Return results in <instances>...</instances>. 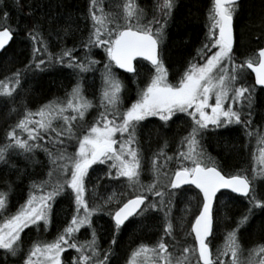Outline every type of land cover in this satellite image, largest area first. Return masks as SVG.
<instances>
[{
  "label": "snow or ice",
  "instance_id": "6c2138e0",
  "mask_svg": "<svg viewBox=\"0 0 264 264\" xmlns=\"http://www.w3.org/2000/svg\"><path fill=\"white\" fill-rule=\"evenodd\" d=\"M14 7L22 9L21 0H14ZM156 8L158 13L153 11L149 18L138 0H122L118 10L113 11L106 10L104 0H89L86 11L81 13L87 35L79 26H65L60 30L63 35L58 31L57 38L61 43L71 38L73 46H64L53 54L41 34L43 22L37 18L31 26H14L11 12L0 0V50L6 51L14 34L21 30L32 41L29 63L0 79V101L14 102L27 72L43 73L60 67L71 70L76 78L64 99L50 100L35 111L25 108L23 118L5 132L0 164L9 165L11 154L18 153L43 167V162L35 159L39 150L46 154L51 167L48 179H30L27 197L15 211H11L15 182L6 180V190L0 189V264H112L121 230L133 220L155 212L164 218L161 237L155 244L140 243L131 252L128 264H264V243L245 250L239 236L240 229L249 226L255 210L264 213V198L255 194L258 185L264 183V146L259 148L258 156L253 153L250 169L229 172L207 155L202 144L208 135L240 126L247 137L255 135L257 144L264 145V131L253 127L257 88L264 92V47L240 59L234 28L239 0H212L204 39L196 48L195 57L173 82L165 62L164 42L176 0H162ZM34 13L29 4L27 15ZM44 15L49 24L55 19L54 15ZM78 48L84 50L83 57ZM94 49L103 50L102 69L97 68L101 60L94 58ZM144 62L151 66L149 78L143 87L137 86L135 99L125 106L124 84L114 66L136 77ZM249 70L255 74L253 83L245 79ZM95 71L101 72L102 110L87 123L85 117L93 104L84 95L83 74ZM152 117L162 122L161 128L183 119L186 134L173 155L165 151L166 140L153 153L154 178L144 185L140 180L143 149L137 133ZM55 121L62 123L56 125ZM240 147L242 150L244 145ZM173 162L174 166L169 167ZM94 165L105 166L103 175L124 182L132 194L112 192L100 196L96 185L89 190ZM11 169L18 179L30 176L14 164ZM187 192H194L199 202L181 245L174 236L172 202ZM231 193L246 197L249 207L235 221V227L227 231L223 247L213 249L211 238L219 201ZM58 198L69 201L70 219L66 216L53 239L26 241L27 232L49 231ZM98 214L110 218L111 239L106 248L100 243L103 226L96 223L102 218ZM261 228L264 229V222ZM81 229L90 230L91 238L79 240ZM165 237L171 240L166 241ZM69 249L75 250V255L65 257L63 254ZM176 251L178 256L174 255ZM245 251L247 257L242 260Z\"/></svg>",
  "mask_w": 264,
  "mask_h": 264
},
{
  "label": "trees",
  "instance_id": "16d2710c",
  "mask_svg": "<svg viewBox=\"0 0 264 264\" xmlns=\"http://www.w3.org/2000/svg\"><path fill=\"white\" fill-rule=\"evenodd\" d=\"M247 1L248 0H241L240 8L234 21V28L236 30V47L238 49L237 56L240 59H246L264 44V0H255L258 2V10L256 12H251L248 9L249 5L246 6ZM88 2L89 0H21L23 8L16 9L14 7V0H4L5 7L11 12V23L14 26L17 23H19L22 28L24 25L31 26L33 20L37 18L43 22L41 34L48 40L49 51L53 54L58 53L64 46H73L71 38H66L63 43L57 38V32L62 30L65 26L69 24L73 28L79 26L83 31V34L85 36L87 35V31L84 30L85 21H83L81 13L86 11ZM121 2L122 0H104L106 10L109 11L118 10L117 5ZM138 2L148 14L150 12L149 18H151V11L153 9L152 5L156 7L159 3H162V0H154L153 2L152 0H138ZM29 4L35 9L33 16L27 15L29 12ZM208 4L209 0H177L176 8L171 17V26H169L167 31L166 45V50L168 52V55L166 52V63L173 72H177L198 47L200 39L204 33V21L206 20V16H208ZM44 13H47L48 16L54 15L55 19L49 24L48 17L45 16ZM50 28L51 34H49ZM60 35H63L62 31H60ZM77 35H79V33ZM77 51L78 54L83 57L84 50L78 48ZM93 52L94 58L101 60V64L97 65V68L102 69L105 60L103 50L94 49ZM31 59L32 41L26 37L25 31L21 30L14 34L13 40L6 47V51L3 50L0 53V79L10 75L11 72L16 69H23ZM100 77V71L83 74L85 88L84 95L87 96L88 100L92 101V109L96 113L102 110L99 108L101 90L100 92L96 91L97 88L103 87ZM75 81L76 78L71 74V70H65L60 67L53 68L43 73H25L22 77V84L18 87V94L15 96L14 102L4 103L0 101V145L6 142L5 132L9 127L19 119L23 118L25 108L35 111L40 105L50 100L57 98L64 99L66 92L70 91L71 86ZM130 93L131 90L128 89L126 94ZM262 94L263 92L259 90L255 101V110L257 108V113L255 111L254 116L255 119L258 116L264 118V107H261L264 105H260L258 102L260 100L264 101V96H262ZM61 123L62 121H59L57 125ZM253 127L256 128V124H254ZM156 132V129L150 130L148 135L150 137L151 135L155 137ZM149 136L147 137L148 139ZM163 138L168 141L166 135H164ZM210 138L212 139L211 145L210 143L206 144L203 150L207 155L221 162L227 171L235 172L240 169L251 168L252 165L249 163V149L251 146H249V142L251 139L255 142V135L249 138L244 134L243 129L240 126H237L232 127L228 132H221L218 136L216 134L208 135L206 136L205 141L208 142ZM170 140L173 142V135L169 138V141ZM241 144L244 145L242 150L240 147ZM71 150L73 149L70 148L69 151ZM41 153L45 154L42 151ZM35 159L39 162H43L44 166L42 167L40 163H32L30 160L26 159L24 155L18 153L11 154L9 165L0 164V189L6 190V180L10 182L14 181L12 198H19L18 200H15L16 204L21 203L26 199L30 179H48L47 172L51 165L48 164L46 154L45 157L41 158L36 153ZM12 164L22 169L25 173L30 174V176L18 179L16 172L11 169ZM36 166H38L37 169ZM54 180L55 176L53 177V181ZM130 194H132V192H130ZM149 195L151 198V194ZM262 196V198H264V195ZM223 198L226 199V202L222 208V215L226 218L225 221L229 220L228 222L232 226L235 224V221L245 213H242V210L245 209L246 211L249 204L247 205V200L232 195ZM64 204L65 202H62L57 206L59 210L56 209L55 213L58 222L66 212H69V207ZM254 216L257 217V220L253 221L256 223H254V227L250 230V233L254 231L258 234L260 237L258 244L264 243V229L261 228V224L264 222V213L257 209L255 210ZM241 229L244 228L242 227ZM159 230L160 228L157 229V231ZM104 231L105 228L103 226V230L100 233V243L102 247L108 244L111 239L109 233ZM144 234L145 231L141 224L135 226L130 224L125 227L122 236L117 238L112 263L119 264L117 261H121L126 254L129 256V254L140 244L136 243H144L145 240H148L149 237ZM30 237L31 232H27L25 240H29ZM185 239L186 237H180L178 238V241L182 243ZM69 254L75 255V250L70 249L67 255ZM176 255L179 254L176 253Z\"/></svg>",
  "mask_w": 264,
  "mask_h": 264
},
{
  "label": "rangeland",
  "instance_id": "374dc122",
  "mask_svg": "<svg viewBox=\"0 0 264 264\" xmlns=\"http://www.w3.org/2000/svg\"><path fill=\"white\" fill-rule=\"evenodd\" d=\"M154 0H152L153 2ZM151 2V1H150ZM177 2V0H176ZM146 4V3H144ZM177 5V3H176ZM248 9L251 11V12H256L258 10V2L255 1V0H248L247 1V5L248 6ZM152 12L153 10H155L153 5H152ZM150 13V12H149ZM165 46L167 45V40H165ZM167 52V50H166ZM167 55H168V52H167ZM189 61V59H187L185 61V66L187 64V62ZM181 68L178 69L179 72H181ZM139 72H144L143 68L140 67V71ZM142 74H145V73H142ZM140 74V75H142ZM149 75L150 74H146L144 76H146L145 78H139V83L137 85H135V92L131 95V97L129 98V100L127 99L124 100V103L127 105L131 102V100L135 99L136 97V91H137V86L139 85V87H143L144 84L147 82V79L149 78ZM102 83V81H101ZM100 90H102V88H97V92H100ZM95 91V93H96ZM257 94L258 92L256 93V99H257ZM129 95V94H126V96ZM262 96H264L262 94ZM255 99V101H256ZM260 105H264V101L263 100H260L258 101ZM261 107H264V106H261ZM263 109V108H262ZM256 113H257V108H256ZM263 111V110H261ZM264 114V113H263ZM86 117L88 118H92L93 117V114L92 112L88 111V113L86 114ZM257 117V116H256ZM257 120L261 123L263 122L264 118H261V116H258L257 117ZM263 124V123H262ZM157 127V132H156V135L155 137L153 135H151V137L148 135L149 131L150 130H154V128ZM165 128V127H164ZM262 126H258V124L256 125V130H259V131H262ZM143 129V135L145 136V138L143 139V141L141 142V147L144 148L146 151L149 150H157L159 151V148L164 146V142H165V139L163 138L164 135H166V137H168V141H167V147L165 149H169L171 150V152L167 153L168 155H172V152L176 149H178V147L180 146V143L179 144H176V145H173V147L171 148V141H169V138L171 137L172 133L173 132H177L178 129L176 128H173L171 130L170 133H163L164 132V129L163 131L161 132V130L158 128V124L157 126L154 125L153 123H150L148 126H145V127H142ZM154 134V132H153ZM162 134V135H161ZM164 134V135H163ZM138 135V134H137ZM149 136V139L147 138ZM141 135H138V138L139 140H141ZM211 139V138H210ZM207 142L205 141V139H203L202 141V144H203V149L205 148V145L206 144H209L211 145L212 143V139ZM149 140V141H148ZM180 140V139H179ZM239 140V139H238ZM156 143H155V142ZM154 142V143H153ZM247 142V141H246ZM255 142H256V139H255ZM249 142V146H251V148L249 149V163L252 165L254 163V160H253V153L255 152V155H259V148L264 146V145H258L257 142ZM153 144V145H152ZM253 145V146H252ZM248 146V145H247ZM152 148V149H150ZM257 149V150H256ZM214 150V148H213ZM251 151V152H250ZM147 154H150V153H147ZM151 160H152V157L151 156H147L145 158H143V161H142V171H141V176H140V180H141V183L144 184V185H147L149 183H151L152 179H153V172L151 170ZM174 166V162L172 164L169 165V167H172ZM38 166H36V169H37ZM56 178V177H55ZM261 184V183H260ZM260 184L258 185V188H257V191H256V195L259 197V198H262L264 195L263 192H260ZM109 190L106 191V193L108 192ZM262 196V197H260ZM13 197V194L11 195V211H15V209L19 206L20 203L16 204L15 200H18L19 198H12ZM178 201V203H174V207L173 210L175 213H172L171 216L173 217V224H174V230H176L175 232V237L178 236V238L180 237H183V235H185V231L188 229L189 227V224H190V221L193 219V216H192V213L194 211H196V207L198 205V198L195 196V194L193 192H187V193H181L179 195H177L175 197ZM174 198V199H175ZM246 203L247 205L249 204L248 203V199H246ZM225 202H226V199L225 198H220V201H219V211L217 213V216H216V222H215V227H216V231L214 233V238H211V246L213 247V249H216V248H222L223 247V243H224V238L226 236V233L228 230H231L233 227H235V224H233L231 226V224L228 222V221H225L226 218L224 217V215H222V208L224 207L225 205ZM23 203V202H21ZM59 210V209H57ZM245 212V209L242 210V213ZM226 215V214H225ZM66 216L68 219H70V215H69V212H66L64 214V216L62 218H60V220L63 222H66ZM224 220V221H223ZM257 220V217H253L249 226L247 227H243L244 229H240L239 231V236H240V239H241V244L243 246V248L245 250L251 248L252 246L258 244L259 240H260V237L258 236L257 233H255L254 231H252L250 233V230L253 229L254 227V223L256 222H253V221H256ZM158 221L161 223V226L164 225V221L161 220V219H158ZM53 228L52 229H49V231L47 233H37L35 230H33V233L31 234V237L29 239L31 240H36V239H47V240H51L54 238V236L56 235L57 233V230L59 229L58 227L60 226V224H58V220L56 218V213H55V219H54V222H53ZM96 223L97 225H102V222L100 219L96 220ZM63 226V224H61V227ZM60 227V228H61ZM145 230H149L146 228V226L143 227ZM87 234H90V230L89 232H85V233H78L77 234V238L81 241L83 240H87L85 238H91L89 237ZM82 235V236H81ZM159 235H157L156 237H153V238H150L148 240H145V242L147 244H155L158 240H159ZM185 237V236H184ZM166 241H170L171 238L169 239H166ZM27 241V240H26ZM139 243H142V242H138L136 244H139ZM27 244L25 245V248H27ZM105 246V245H104ZM131 255V254H130ZM247 257V251H245L243 253V256L241 257V259H245ZM128 259H129V256L126 254L125 257L121 260V261H117V263L119 264H128Z\"/></svg>",
  "mask_w": 264,
  "mask_h": 264
},
{
  "label": "flooded vegetation",
  "instance_id": "af4514ba",
  "mask_svg": "<svg viewBox=\"0 0 264 264\" xmlns=\"http://www.w3.org/2000/svg\"><path fill=\"white\" fill-rule=\"evenodd\" d=\"M211 5H212V0H209V4H208V7H207V13H208V11H209V8L211 7ZM157 11V10H156ZM158 13V12H157ZM171 19H170V21H169V23H168V26H167V31H168V29H169V26H171ZM208 23H209V21H208V16H206V20L204 21V33H203V35H202V38L200 39V42L204 39V35H205V32L207 31V25H208ZM235 33H236V30H235ZM236 35V34H235ZM167 40V39H166ZM200 42H199V45H198V47L200 46ZM197 47V48H198ZM257 52V50L256 51H254L253 53H256ZM252 53V54H253ZM195 55H196V49H195V51H193V53H192V56H190L191 58H188L189 60L190 59H192V57H195ZM166 62V61H165ZM166 66L168 67V69H169V77H170V79H172L173 80V82H174V79L175 78H178V75H179V71H177V72H173L170 68H169V66L167 65V63H166ZM141 67H143L144 68V72H139V76H136V77H133L132 76V74H127V73H123V72H116V75L118 76V78L120 79V80H122V82H123V84H124V90H123V96H124V100H126L127 101V99L129 100V98L131 97V95L135 92V85H137L138 83H139V78H145L146 76H144V75H146V74H150V66L147 64V63H144ZM185 67V62H184V64H183V66L181 67V69L183 70V68ZM182 70H181V72H182ZM142 73H145V74H142ZM140 74H142V75H140ZM246 79H247V82L248 83H253V78H252V75L251 74H246ZM128 89H130L131 90V93L129 94V95H127L126 96V92H127V90ZM125 106H127L126 104H125ZM89 111L91 112V111H93V109L92 108H90L89 109ZM98 114V112L97 113H95V117H96V115ZM94 119V118H93ZM93 119L92 120H89L88 118H86L85 119V121L86 122H92L93 121ZM253 120H254V124H258L259 126L262 124V123H264V120H263V122H259L258 120H257V118L255 119V117L253 118ZM59 123V121H55V124L57 125ZM150 123H153L154 125H156L157 126V124H158V128L161 130V132L163 131V129H164V132L163 133H170L171 132V130L173 129V128H176V129H178V131L177 132H173L172 133V135H173V142H171L170 144H171V148L173 147V145H176V144H179L180 143V138L182 137V136H184L185 135V133H186V124H185V122L183 121V119H181V120H177V121H175V123H171V124H169V125H167V126H165V128H161V123L162 122H160L159 121V119L158 118H156V117H152V118H148V120L146 121V122H144L143 123V126L142 127H145V126H148ZM142 127L140 128V129H138V135H141V136H143V129H142ZM233 127H235V126H233ZM154 129H157V127H155ZM217 136H218V134H216ZM204 139H206V137L204 138ZM140 142H142L141 140H140ZM153 145V144H152ZM73 150H71V151H74V148H72ZM143 149V158H145V157H147V156H153V153H155L157 150H154V151H149V150H145L144 148H142ZM177 150L178 149H176V150H174L173 152H172V155L175 153V152H177ZM165 151L167 152V153H169V152H171V150H169V149H165ZM147 153H150V154H147ZM93 169L94 170H90V177H91V180H90V182L88 183V188H89V190H91L92 188H93V185H96V190H97V192L99 193V195L100 196H106V195H108L109 193H112V192H115V193H117L118 195L119 194H121V193H123L124 195H131L129 192H128V187H126V184L124 183V182H117V181H114V180H111L110 178H108V177H106V176H104L103 175V173L106 171V167L105 166H93ZM97 180H99V183L97 184ZM107 190H109L107 193H106V191ZM62 200H64L63 202H65V204L64 205H67L68 207H69V201L67 200V199H62ZM59 201H61L60 199L58 200V202ZM97 202H100L99 200L97 201ZM178 203V201H177V199H173V202H172V207L173 206H175L174 205V203ZM90 203H91V201H90ZM172 213H175L174 212V210H173V208H172V212H171V214ZM172 217V216H171ZM54 219H55V216H54ZM155 219H161V220H163L164 221V218H163V214L162 213H160V212H155V213H148V214H145V216L143 217V218H137V219H135V220H133V222L132 223H128L127 224V226H129L130 224L131 225H138V224H141V226H146V228L147 229H149V230H145L144 228V231H145V234L144 235H147V237H151V238H153V237H156L157 235H159L158 237L160 238L161 237V235H162V233H163V226H161V228H160V230L159 231H157V229H158V227H153V225H152V223H153V220H155ZM172 219H173V217H172ZM101 220V222H102V224H103V226H104V228H105V231L104 232H106V233H109V237L111 238V233L109 232V221H110V218L107 216V215H105L104 217H102V219H100ZM63 222V220L61 221H59L58 222V224H60V226L58 227V228H60L61 227V224H63L62 223ZM54 224V223H53ZM126 226V227H127ZM53 228V225L51 226V228L50 229H52ZM27 231V230H26ZM89 232V231H88ZM123 232H124V228L121 230V232H120V234L118 235V237H120V236H122V234H123ZM175 232H176V230H174V236H176L175 235ZM33 233V231H31V234ZM89 237H91V235L90 234H87ZM183 236H185V235H183ZM178 237V236H177ZM166 239H169V237H165ZM176 238V237H175ZM108 246V244H106L105 245V248ZM113 264V263H112Z\"/></svg>",
  "mask_w": 264,
  "mask_h": 264
},
{
  "label": "bare ground",
  "instance_id": "6f19581e",
  "mask_svg": "<svg viewBox=\"0 0 264 264\" xmlns=\"http://www.w3.org/2000/svg\"><path fill=\"white\" fill-rule=\"evenodd\" d=\"M157 2V1H156ZM177 3V2H176ZM191 58V57H190ZM145 138V136L143 135L142 137H141V141H143V139ZM250 142H253L252 141V139H251V141ZM150 149H152V148H150ZM155 149H153V150H151V151H154ZM156 152H158V151H156ZM41 158H43V157H45V154H43V153H41V151H37L36 152ZM260 192H263L264 193V183H261L260 184ZM152 225L155 227H158V228H161V223L157 220V219H155V220H153V223H152ZM151 237H149V239H150ZM115 247V246H114ZM104 248H105V246H104ZM112 260H113V257H112Z\"/></svg>",
  "mask_w": 264,
  "mask_h": 264
},
{
  "label": "water",
  "instance_id": "95a60500",
  "mask_svg": "<svg viewBox=\"0 0 264 264\" xmlns=\"http://www.w3.org/2000/svg\"><path fill=\"white\" fill-rule=\"evenodd\" d=\"M241 0H239V2H240ZM10 44V43H9ZM8 46V45H7ZM6 46V47H7ZM3 50H0V53L2 52ZM118 69V68H117ZM119 71H122V72H125L124 70H121V69H118ZM249 72L252 74V76H253V79H254V73H252L250 70H249ZM126 73V72H125ZM223 191H225V192H229L230 193V190H223ZM231 194H233V195H235V196H237V197H241V198H245L244 196H241V195H239V194H235V193H231Z\"/></svg>",
  "mask_w": 264,
  "mask_h": 264
}]
</instances>
